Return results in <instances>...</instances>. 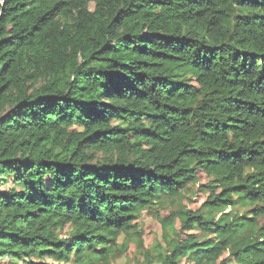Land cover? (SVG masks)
Masks as SVG:
<instances>
[{
  "label": "trees",
  "instance_id": "16d2710c",
  "mask_svg": "<svg viewBox=\"0 0 264 264\" xmlns=\"http://www.w3.org/2000/svg\"><path fill=\"white\" fill-rule=\"evenodd\" d=\"M145 216L139 264H264V0H0V264H113Z\"/></svg>",
  "mask_w": 264,
  "mask_h": 264
},
{
  "label": "rangeland",
  "instance_id": "374dc122",
  "mask_svg": "<svg viewBox=\"0 0 264 264\" xmlns=\"http://www.w3.org/2000/svg\"><path fill=\"white\" fill-rule=\"evenodd\" d=\"M100 156V154H99ZM199 180L201 184H205L208 182L207 177L203 174L200 173L199 174ZM184 196L186 197V199L183 201L184 205L189 206L190 208L193 209H197L200 208L205 199H206V195L203 194L201 191H199L198 189V185L196 184H191L190 185V191L189 192H185ZM190 199H192V201H189ZM180 207L179 203L177 202V200L174 203H168L167 205H165V207L160 210V215L161 216H169L170 213L172 211L177 210ZM237 211L243 212L246 211L247 208L238 206ZM205 212H207V210H205ZM177 226L179 227L178 223L176 222ZM142 230L144 231V236L142 238V243L143 248L141 249L137 246V242L136 243H131L130 244V251L125 255L120 257L115 263L113 264H139V263H143L144 262V256H143V250L144 251H149L150 253H152L153 255L155 253L158 252V250H167V242L165 240V236H164V231L160 225V223L149 216H145L142 219ZM9 258H7L4 263L6 264H24L21 261H17V262H11L9 263ZM236 264V263H235Z\"/></svg>",
  "mask_w": 264,
  "mask_h": 264
}]
</instances>
